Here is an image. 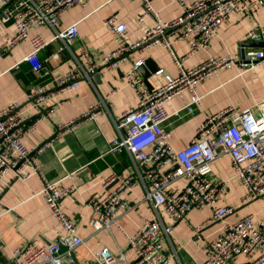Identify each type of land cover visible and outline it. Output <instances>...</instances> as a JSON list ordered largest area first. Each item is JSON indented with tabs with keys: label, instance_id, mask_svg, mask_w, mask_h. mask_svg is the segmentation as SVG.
I'll return each mask as SVG.
<instances>
[{
	"label": "built area",
	"instance_id": "built-area-1",
	"mask_svg": "<svg viewBox=\"0 0 264 264\" xmlns=\"http://www.w3.org/2000/svg\"><path fill=\"white\" fill-rule=\"evenodd\" d=\"M91 1L0 0V28L12 25L15 29L12 36L3 38L0 52L28 40L30 50L23 60L35 72L45 69L47 59L41 56V51L53 39L61 40L53 57L59 58L63 50L75 56L72 67L53 77L55 88L40 84L30 89L29 97L35 106H41L57 92L78 89L83 79L91 81V76L99 70L87 49L81 48L79 57L71 48L79 32L78 22L62 29L58 27L60 16L67 8L86 6ZM178 1L183 3V0ZM142 2L139 21L152 15L156 23L148 26L141 38L131 39L125 21L119 20L117 15L107 18L105 23L115 47L104 54L102 65L118 66L129 59L131 52L159 45L171 52L178 73L167 75L163 82L150 86L140 70L144 60H135L124 70L125 83L135 92L137 102L113 118L117 134L110 151L126 152L132 169L127 172L113 170L104 177V194L89 198L94 212L89 224L95 232L104 229L111 232L116 226L126 236L128 244L118 254L107 246L90 252L97 264L126 262L129 254L134 257V264H170L177 250L169 252L165 243L170 240L174 226L164 223L161 214L165 213L175 222L193 210L210 208L211 216L204 224L217 220H223V224L207 239L202 235L204 225L195 228L193 241L201 246V264H231L240 254L248 256L250 264H264V216L257 218L256 214L247 213L234 221L224 220L235 212L236 206L219 203L233 178L245 187V201L264 199V99L250 108L240 109L229 104L207 115L197 127L196 138L182 148H176L171 141V127L182 113L180 110L171 113L166 107L174 96L188 93L191 104L186 112L191 114L195 105L202 102L199 83L226 66L238 63L243 68H252L264 60V46L247 47L241 54L211 56L191 68L185 67L188 55L209 47L219 26L231 17L257 12L264 7V0H192L183 3L182 13L169 20L159 18L151 0ZM40 26L54 29L53 37L49 39L42 32L32 34V30ZM245 37L264 44V22L248 27ZM180 39L190 41L188 53L182 56L173 49L174 41ZM162 72L159 69L155 74ZM115 91L113 89L107 99ZM104 109H108L107 100L100 97L79 116L59 123L56 135L72 131L84 119L95 118ZM45 116V111H41L26 124L18 99L0 108V188L10 171L22 179L38 174L42 180L41 194L63 235L49 243H43L37 236L20 242L11 251L9 260L0 264H76V249L87 246L86 238L63 207V200L75 191V184H62L60 180L43 175L36 155L30 154L31 149L24 141L27 132ZM51 143L52 139L45 140L35 153H42ZM222 155L231 160L232 178L213 175V164ZM175 165L177 167L172 170ZM180 180L184 183L173 186ZM139 185L144 190L143 199L150 202L156 216L145 218L135 231L128 232L123 218L133 208L130 195ZM177 264L185 263L179 261Z\"/></svg>",
	"mask_w": 264,
	"mask_h": 264
},
{
	"label": "crops",
	"instance_id": "crops-1",
	"mask_svg": "<svg viewBox=\"0 0 264 264\" xmlns=\"http://www.w3.org/2000/svg\"><path fill=\"white\" fill-rule=\"evenodd\" d=\"M191 1L183 0V3ZM151 2L162 20L172 19L183 11V3L178 0ZM142 10V0H92L86 6L74 5L62 12L58 25L60 29L78 22L79 32L71 45L72 50L80 57L81 48L87 49L99 70L91 76V81L83 79L78 89L57 92L39 107L29 97L30 89L40 85L38 79L44 75H49L52 79L46 86L55 88L53 77L72 67L75 56L69 50H63L59 58L53 57L61 44L60 39H53L41 51V56L47 59L45 69L35 72L23 60L30 50L28 40L0 52V108L18 99L26 124L32 122L41 111H45L46 116L27 132L24 141L31 149L30 154L36 155L43 175L60 180L62 184L74 183L76 186L75 191L63 200L65 211L87 240V246H81L75 251L76 264H97L90 250L107 246L114 254H118L128 244L126 236L116 226L111 232L106 229L95 232L89 224L90 218L94 216L89 198L104 194V177L113 170L127 172L132 169L131 159L126 152L110 151L111 142L117 134L113 118L135 106L137 102L135 92L125 83L124 70L135 60L142 59L144 63L149 59L153 60V65H157V68L148 77L144 76L150 86L163 82L167 75L178 73L171 52L159 45L131 52L129 59L118 66L102 65L104 54L115 47V40L105 20L111 15H117L119 20L126 22L129 37L138 39L143 36L148 26L156 23L152 15L140 22ZM260 22H264V7L245 17H231L218 27L207 49L197 50L187 56L185 67L191 68L211 56L241 54L242 42L246 40V29ZM14 32L12 25L0 28V43L6 35L12 36ZM36 32H42L49 39L54 35V29L49 26L36 27L32 34ZM189 47L188 39L173 43V49L179 56L187 54ZM159 69L163 72L156 75L155 72ZM113 89L116 90L115 93L107 99ZM198 92L202 102L195 105L191 114L186 112L187 106L191 104L188 93L183 96L176 95L166 104L171 113L174 110L182 113L171 127V141L176 148H182L196 138L197 127L207 115L229 104L245 109L263 100L264 60L257 62L252 68H243L238 63L226 66L199 83ZM100 97L107 100L108 109H104L95 118L84 119L72 131L56 135L59 123L79 116L90 103ZM48 139H52L51 145L42 153H35L36 148ZM213 175L220 178L232 176V164L228 156L222 155L214 162ZM41 189L42 180L38 174L27 179L16 176L13 171L7 174L5 183L0 188V262L9 260L11 251L20 242L37 236L43 243H49L59 240L63 235L41 194ZM245 195L246 190L242 183L236 178L230 179L219 203L235 205L236 210L224 220L234 221L247 213L256 214L257 218L264 216V199L245 201ZM143 196L141 185L130 195L133 208L123 218L128 232L135 231L145 218L156 216L154 208ZM210 216V208L193 210L185 218L175 222L165 213L161 214L164 223H173L174 226L170 240L165 243L169 252L177 250V256L173 257L170 264H177L179 261L185 264L202 263L201 246L193 241L195 228L204 225L202 235L207 239L223 224V220L204 224ZM134 262V257L129 254L126 262L119 261L115 264ZM231 264H250V258L240 254L233 258Z\"/></svg>",
	"mask_w": 264,
	"mask_h": 264
},
{
	"label": "water",
	"instance_id": "water-1",
	"mask_svg": "<svg viewBox=\"0 0 264 264\" xmlns=\"http://www.w3.org/2000/svg\"><path fill=\"white\" fill-rule=\"evenodd\" d=\"M242 53H244L245 48L247 47H263L264 44L262 41H255V40H250L246 39L242 42ZM157 68V65H153V60L149 59L143 65L140 67V70L143 74V76L148 77L149 73L151 71H154ZM46 79V80H45ZM51 78H49V75H44L38 79L39 82H41L42 85L46 84L48 81H50ZM177 165L173 166L171 169H175Z\"/></svg>",
	"mask_w": 264,
	"mask_h": 264
},
{
	"label": "rangeland",
	"instance_id": "rangeland-1",
	"mask_svg": "<svg viewBox=\"0 0 264 264\" xmlns=\"http://www.w3.org/2000/svg\"><path fill=\"white\" fill-rule=\"evenodd\" d=\"M184 183V180L177 181L176 183L173 184V186H176L177 184H182Z\"/></svg>",
	"mask_w": 264,
	"mask_h": 264
}]
</instances>
